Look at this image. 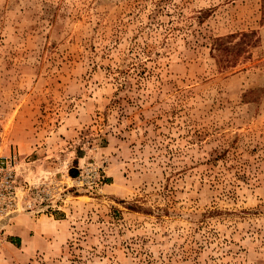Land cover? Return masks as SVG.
<instances>
[{"label": "rangeland", "instance_id": "obj_1", "mask_svg": "<svg viewBox=\"0 0 264 264\" xmlns=\"http://www.w3.org/2000/svg\"><path fill=\"white\" fill-rule=\"evenodd\" d=\"M0 153V264H264V0H0Z\"/></svg>", "mask_w": 264, "mask_h": 264}, {"label": "built area", "instance_id": "obj_2", "mask_svg": "<svg viewBox=\"0 0 264 264\" xmlns=\"http://www.w3.org/2000/svg\"><path fill=\"white\" fill-rule=\"evenodd\" d=\"M17 153H0V220L21 211H37L32 199L40 190L26 177V168Z\"/></svg>", "mask_w": 264, "mask_h": 264}, {"label": "crops", "instance_id": "obj_3", "mask_svg": "<svg viewBox=\"0 0 264 264\" xmlns=\"http://www.w3.org/2000/svg\"><path fill=\"white\" fill-rule=\"evenodd\" d=\"M11 220V219H10ZM8 221V223L6 224V228L7 229H9V234H14L15 236H19V237H21V238H23V236H26V237H30L31 235H30V231H29V229L28 228H25V227H21V226H19V225H17V224H14V225H12L10 222L11 221ZM13 229V231H11ZM7 231H5V233H6ZM50 232V234H52V231L50 230L49 231ZM40 234H41V232H40ZM40 237V238H39ZM43 236H42V234L40 235V236H36V238L35 239H41ZM15 239H18V238H15Z\"/></svg>", "mask_w": 264, "mask_h": 264}, {"label": "trees", "instance_id": "obj_4", "mask_svg": "<svg viewBox=\"0 0 264 264\" xmlns=\"http://www.w3.org/2000/svg\"><path fill=\"white\" fill-rule=\"evenodd\" d=\"M248 33H244V35H247ZM241 43H242V41H238V42H236L235 44H232V45H227V47H225L227 50H234L236 53L235 54H233L231 57H229L227 60H228V62H230V61H233V58L237 55V50L240 48V45H241ZM217 45H219L220 46V43H217ZM216 45V46H217ZM226 60V59H225ZM71 172H73L72 174L73 175H76L77 174V171H72V169H71Z\"/></svg>", "mask_w": 264, "mask_h": 264}, {"label": "bare ground", "instance_id": "obj_5", "mask_svg": "<svg viewBox=\"0 0 264 264\" xmlns=\"http://www.w3.org/2000/svg\"><path fill=\"white\" fill-rule=\"evenodd\" d=\"M7 219H8V218H5V219L0 220V226H1L2 224H4V223L7 221Z\"/></svg>", "mask_w": 264, "mask_h": 264}]
</instances>
